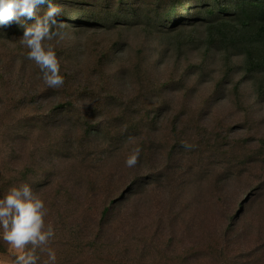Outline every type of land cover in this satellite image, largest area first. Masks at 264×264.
Returning <instances> with one entry per match:
<instances>
[{"label":"trees","instance_id":"1","mask_svg":"<svg viewBox=\"0 0 264 264\" xmlns=\"http://www.w3.org/2000/svg\"><path fill=\"white\" fill-rule=\"evenodd\" d=\"M52 2L62 10L57 19L64 32L70 26L76 32L114 36L116 31L119 36L121 25L124 30L141 27L159 45L155 55L140 46L126 63V43L113 37L109 49L94 53L79 77L75 65H64L68 53L53 43L59 38L45 41L65 70L63 86L50 88L27 59L26 46L9 50L7 43L21 38L24 29L0 25V117L18 111L1 138L23 140L19 151H0V198L10 187L28 184L45 202L46 223L55 229L50 247L56 264H186L189 251L184 256L153 251L160 246V226L167 225L163 217L169 224L181 217L174 203L184 198L172 194L186 191L188 201L200 205L197 191L207 183L211 201L226 203L228 186L249 170V178L260 180L236 198L234 211L223 208L226 223L209 244L211 251L221 250L240 230L245 206L256 194L264 196V133L251 139V147L247 137L232 134L237 113L264 123L259 119L260 108L264 111V0ZM46 10L43 5L37 14ZM160 64L180 76L160 81ZM169 93H181L183 102L164 100ZM42 97L48 100L42 103ZM209 122L216 126L207 130ZM31 138L38 148L29 149ZM136 147L139 161L129 168L125 161ZM55 155L64 165L46 171ZM11 158L21 161L14 165ZM143 196L146 203L140 201ZM145 215L149 220L142 225ZM190 219L195 224L194 215L186 222ZM119 244L121 254L115 252ZM46 259L41 254V262Z\"/></svg>","mask_w":264,"mask_h":264},{"label":"rangeland","instance_id":"2","mask_svg":"<svg viewBox=\"0 0 264 264\" xmlns=\"http://www.w3.org/2000/svg\"><path fill=\"white\" fill-rule=\"evenodd\" d=\"M112 2L115 3L114 0H112ZM121 26L122 28L119 30V36L116 31L113 32V36L110 34V31L93 32L89 30L76 32L71 30L72 28L70 26H67L68 28L65 31L66 36L62 40L58 39L56 42L53 41V43L58 45V47L60 46L68 53V55L65 56L62 61L64 65L68 63H70L69 65H75L74 68L78 70L76 75L79 77L81 76V71L88 68V66L92 64L94 60V53L97 55V52L109 49L110 44L114 39L113 37H117L119 39L122 38L123 42L126 43V52L124 54L125 61H127L126 63H128L129 58L133 57L135 50L142 45H145L146 48H148L146 51L153 49L151 51L152 55L156 54L158 47L156 45H159L160 40L154 38L155 35L147 33L146 28L136 27L134 29V27H131L130 29L124 30L125 26ZM15 37H13L14 39L7 43L9 45V50L14 49L12 52L16 51L17 48L15 47H20V45L23 47L20 43V37ZM165 42L166 40H164V43ZM110 53L109 56L111 57ZM188 56L190 58L193 57L191 53H188ZM63 69H60L61 73L65 71ZM169 69H171L169 66L166 67L165 65L163 67L162 64H160V66L156 69V73H161L159 78L160 81H166L170 76H180L178 70H172V73H169ZM35 72H37L36 74L38 76H42L38 67H35ZM237 77L238 76H235L233 79H236ZM162 97L164 100H170L175 104H180V102H183L184 100L182 99L183 96L181 93H169L168 95H162ZM47 100L48 99L45 97H42L41 99L42 103ZM35 101L39 102V99L36 98L34 99V102ZM25 105L28 104H20L19 108H22ZM185 106L187 107V103ZM226 109L227 107L221 110L225 111ZM261 109L262 111H260L261 116H259V119L264 118L263 108H260V110ZM27 110L28 109H26L24 112ZM17 113L18 111L16 113L12 111L11 114L5 113L0 117V151L3 148H9L12 150L16 148V151H19V149L23 148V140L18 139L17 136L13 137L8 134V136L3 134V139L1 138L2 131L4 133V130L7 129L5 128V124L7 125V123H9L13 125V117ZM237 114H235V119L239 121L238 124L235 125V128H233V136L237 135L240 137H247L248 141L246 145L250 147L254 146L255 141H251V139L258 136L260 133H264V123L256 124L252 122V119L249 120L243 116L245 120H247L246 124H243L242 122L244 121V118L242 117V114ZM163 122H166V117ZM212 126H216V123L209 122L207 130H210ZM164 130V128L160 129L159 134L163 133ZM212 135L215 137L214 132ZM29 141H31V143H29L30 150L38 148V144L35 142L34 138H31ZM236 145L237 147H241L240 143H237ZM15 159L11 158V162H13L14 165L21 161H17L19 158L16 160ZM50 161L51 162L49 164L45 165V168H47L46 171H49L51 166L57 168L59 165H64L63 160L59 159L58 155L53 156L52 160ZM249 174V170H244L238 177L234 178L233 182L226 189L228 192H226V203H214L211 201L212 195H209V190H211V188L207 183H203L197 191V199L200 201V205H195L192 203V201H188V194L186 191L174 192L172 196L179 194L184 198L178 203L177 197L176 202L174 203V210L180 211L181 217L177 219V222H172L171 224H169L167 216L163 217L166 219L167 225L160 226L159 237L157 238V243L160 244V246L153 251L158 252L163 250L167 255L180 254L183 256L184 253L189 251L190 257L188 258L186 264H264V196H260L259 194H256V196L253 198L251 205L245 206L246 215L239 223L240 230H237L235 235H230L226 242L227 244H222V246H220L221 250H215L213 252L209 248V244L212 243L216 236H219V234H217L218 230L223 229L222 226L226 223V220H224L226 211H223V208L225 207L227 213H229L228 211L230 210L231 212L234 211L236 205L233 203L236 198H240L244 192H246L250 184L254 185L258 180H260L255 176H251V178H249ZM259 177H263L262 173L259 175ZM140 199L142 203H146L148 197L143 196V198ZM140 201H137V203ZM195 208H197L198 211L197 213L193 214L192 211L195 210ZM191 213L195 217V224H191L192 219L186 222L189 217L192 216ZM146 217L147 216L145 215L140 219V223L142 225H145L146 221L149 220ZM0 247L6 249L5 253L0 252L1 262L7 259L12 260V257L18 254V251L4 242L2 238H0ZM122 251H124L122 249V244H119L118 246L116 245L115 252L121 254Z\"/></svg>","mask_w":264,"mask_h":264},{"label":"clouds","instance_id":"3","mask_svg":"<svg viewBox=\"0 0 264 264\" xmlns=\"http://www.w3.org/2000/svg\"><path fill=\"white\" fill-rule=\"evenodd\" d=\"M43 5H47V10L38 15L37 10ZM61 11L52 0H0V25L16 23L24 29L20 43L29 49L27 59L35 62L50 88L64 84L56 52L45 44L66 36L62 31L65 25L57 19ZM28 20L34 22L29 24ZM140 152L139 147L132 150L125 161L127 167L137 165ZM47 215L45 202L28 184L12 186L0 198V238L18 251L13 264H56V252L50 247L55 229L46 223ZM41 254L47 256L42 262Z\"/></svg>","mask_w":264,"mask_h":264},{"label":"crops","instance_id":"4","mask_svg":"<svg viewBox=\"0 0 264 264\" xmlns=\"http://www.w3.org/2000/svg\"><path fill=\"white\" fill-rule=\"evenodd\" d=\"M0 255H1V254H0ZM13 262H14V260H13V258H12V260L7 259V260H5V261H3V262L0 261V264H1V263H2V264H13Z\"/></svg>","mask_w":264,"mask_h":264}]
</instances>
